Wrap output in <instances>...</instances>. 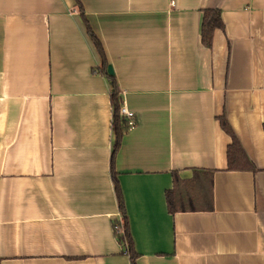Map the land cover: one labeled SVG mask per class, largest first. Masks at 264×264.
<instances>
[{"label":"crops","instance_id":"obj_1","mask_svg":"<svg viewBox=\"0 0 264 264\" xmlns=\"http://www.w3.org/2000/svg\"><path fill=\"white\" fill-rule=\"evenodd\" d=\"M0 0V264H264V0ZM225 25L201 41L203 13ZM137 125L113 161L111 83ZM255 171L228 169L232 138ZM127 120V119H126ZM128 121V120H127ZM210 171L211 212L168 211Z\"/></svg>","mask_w":264,"mask_h":264},{"label":"trees","instance_id":"obj_2","mask_svg":"<svg viewBox=\"0 0 264 264\" xmlns=\"http://www.w3.org/2000/svg\"><path fill=\"white\" fill-rule=\"evenodd\" d=\"M78 6L81 7L79 0H76ZM86 22V20L84 19ZM87 34L90 40L95 45L97 51L102 60V68L99 71L103 72V75L111 83L110 99L113 107V130L116 135V145L113 154V161L118 153L121 142L124 136L129 132L131 126L129 120L121 116L122 97L117 85L115 76L108 74L109 65L105 56V52L100 41L92 32L88 23L86 22ZM225 25L222 19V13L218 9H208L203 13L202 25H201V41L202 45L211 49L213 46L214 36L217 31H223ZM221 127L225 133L232 138V144L228 150L229 167L231 171H255V167L248 160L246 154L243 152L241 145L235 137L227 119L225 116L219 118ZM135 126L137 125L134 119ZM212 173L210 171H196L195 177L191 181H182L173 173L174 187L167 192L166 198L168 203V211L171 215L178 213H193V212H211L213 210V185H212ZM113 181L116 189L119 210L122 214V222L114 223V234L118 242L126 247L128 250L131 264H136L140 255L134 248L132 235L130 232L129 219L124 206V199L122 190L118 180V174L113 169ZM1 263V261H0Z\"/></svg>","mask_w":264,"mask_h":264},{"label":"built area","instance_id":"obj_3","mask_svg":"<svg viewBox=\"0 0 264 264\" xmlns=\"http://www.w3.org/2000/svg\"><path fill=\"white\" fill-rule=\"evenodd\" d=\"M170 1H171V6H175L176 0H170ZM120 113H121L122 117H124L130 121L129 124L131 127H133L135 125V123H134L135 118L132 115H130L125 108L122 107Z\"/></svg>","mask_w":264,"mask_h":264},{"label":"water","instance_id":"obj_4","mask_svg":"<svg viewBox=\"0 0 264 264\" xmlns=\"http://www.w3.org/2000/svg\"><path fill=\"white\" fill-rule=\"evenodd\" d=\"M108 74L110 76H113L114 75V71H113V69L111 67H109Z\"/></svg>","mask_w":264,"mask_h":264}]
</instances>
